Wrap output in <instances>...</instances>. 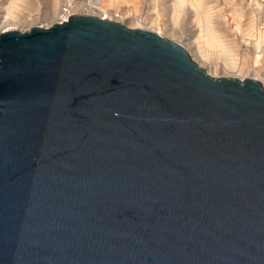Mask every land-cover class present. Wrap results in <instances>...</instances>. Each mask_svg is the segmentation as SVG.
<instances>
[{"label":"water","instance_id":"95a60500","mask_svg":"<svg viewBox=\"0 0 264 264\" xmlns=\"http://www.w3.org/2000/svg\"><path fill=\"white\" fill-rule=\"evenodd\" d=\"M0 264H264V87L98 18L1 34Z\"/></svg>","mask_w":264,"mask_h":264},{"label":"rangeland","instance_id":"374dc122","mask_svg":"<svg viewBox=\"0 0 264 264\" xmlns=\"http://www.w3.org/2000/svg\"><path fill=\"white\" fill-rule=\"evenodd\" d=\"M201 1L204 6L199 5L200 8L193 9L188 6L175 8L169 0H106V3L110 9L121 13L129 10L128 14L137 18L139 23L126 16L121 21H113L131 29L139 25L144 29H154L160 33L161 38H170L187 47L192 60L203 66L196 59L200 51L211 62L220 65V76L225 72L224 67L237 68L238 73L245 75L238 67L252 65L256 57L254 51L258 50L255 52L259 53L264 47V8L256 12L255 9L260 8L256 0ZM63 2L64 0H3L0 4V22L6 16L5 13L8 17V10L12 5L17 6L8 18L24 21L36 14L52 18L58 15L56 12ZM34 18H30L32 22L35 21ZM32 22H29L30 25ZM42 25L44 26V22L40 21L39 26ZM262 52L258 63L264 70V51ZM203 67L212 75L207 66Z\"/></svg>","mask_w":264,"mask_h":264},{"label":"bare ground","instance_id":"6f19581e","mask_svg":"<svg viewBox=\"0 0 264 264\" xmlns=\"http://www.w3.org/2000/svg\"><path fill=\"white\" fill-rule=\"evenodd\" d=\"M1 1H0V4H1ZM169 1L173 3V6H175V8H179V9L183 8V7L186 8L187 6L190 9H193L196 7L200 8L201 6H204L202 4L201 0H169ZM256 1L258 4H260V8H256L255 10H256V12L257 11L260 12L261 9L264 8V0H256ZM199 5H200V7H199ZM16 6L12 5L11 8H9L10 11L8 10V12H9L8 17H10L11 14L15 11ZM59 9L60 10L58 12H56V13H58V15H54V17H52V18L47 17V16H41L40 14H36L35 16L31 15L32 17H35L34 18L35 21H33L35 23H33L32 20L30 19L32 17H30L24 21H19L17 19H11V18L9 19L8 17H6L7 13H5L6 16H4L2 18L3 20H1V22H0L2 25L0 27V33L19 32L20 30H24V31H20L21 33H28L29 30H31L33 28L50 29L57 24L67 23L70 18L82 17V16L98 18V19L106 20V21H112V22H114L116 24H120V25H123V24H121L120 22L119 23H117V22L121 21L126 16L128 19H132L136 23H139V20L137 18H133V17H131L130 14H128L129 10H127L125 13H121L117 10L110 9L106 3V0H83V1L82 0H64L62 6ZM113 20H117V22H115ZM40 21L44 22V26L43 25L39 26ZM29 22H32L31 25ZM19 28H21V29L18 30ZM128 29H131V28H128ZM131 30H140V31H144V32L153 33V34L158 35L161 38L160 33L155 31L154 29H144L141 25H139L137 28L131 29ZM165 40L173 42L174 44L183 48L188 53V48L185 47L183 44L178 43L177 41L175 42L173 40H170V38L165 39ZM261 45H263V43ZM263 48H262L261 52H259V53L255 52L258 50L254 51V53L256 54V57H255V61L252 65H249L247 67H243L240 64L241 67H238V69L240 68V72L244 73L245 75L238 73L239 70H236L237 68L229 69V68L224 67L223 70L225 72L222 73L223 76H220V72H221L220 71L221 70L220 65H218V63L211 62L209 59H207V57H206L207 55L205 56L200 51H198V55L196 56V59H199L203 66L208 67V69L212 75H210L209 72L208 73L206 72V73L210 77H212L213 79H233V80H239L241 82H244L243 80L246 79V81L248 80V81L261 83V85L264 87V70L262 68H260V64L258 63L259 62L258 59L260 58L259 55L261 53H263L262 51H264ZM194 62L196 63V61H194ZM196 64H198V63H196ZM198 66H200V65H198ZM203 66H200V67L205 70V68ZM236 77H238V78H236Z\"/></svg>","mask_w":264,"mask_h":264},{"label":"built area","instance_id":"2783aa9c","mask_svg":"<svg viewBox=\"0 0 264 264\" xmlns=\"http://www.w3.org/2000/svg\"><path fill=\"white\" fill-rule=\"evenodd\" d=\"M0 1H1V0H0ZM2 1H3V0H2ZM2 1H1V2H2ZM30 31H31V30H29V32H30ZM1 34H3V33H0V35H1Z\"/></svg>","mask_w":264,"mask_h":264}]
</instances>
